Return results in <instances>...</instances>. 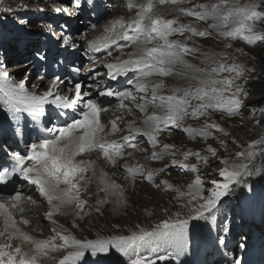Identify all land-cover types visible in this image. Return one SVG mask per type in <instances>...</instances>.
<instances>
[{
  "label": "snow or ice",
  "instance_id": "6c2138e0",
  "mask_svg": "<svg viewBox=\"0 0 264 264\" xmlns=\"http://www.w3.org/2000/svg\"><path fill=\"white\" fill-rule=\"evenodd\" d=\"M70 2L77 9L82 6V0ZM189 2L190 0H125L122 7L133 11V16L128 19L114 17L107 21L102 32L93 39H87L86 35L81 37L86 41V54L107 50L105 60L97 61L95 55H88L93 68L102 65L107 69L106 75L113 81L129 73L135 74L134 79L127 80V84L132 85L131 88H124L122 91L105 88L98 95L116 97L119 100L118 110L130 113L133 109H138L144 114L142 126H136L135 120H129L122 127L123 117L119 115L107 123L102 122V114L108 112V109L101 107L97 100L82 91V81L71 79L66 83L65 79L56 76L48 82L45 90L40 91L42 82L45 81V75L40 74L38 82L29 90L27 85L30 74H23L22 78L16 80L6 67L0 66V93L3 94V102L11 120L19 123L24 114H27L34 122L44 117V122L50 125L42 127L39 138L26 146L23 153H11L7 166L0 165V195L8 192L4 199H0V238L4 241L0 242V264H41L45 258L55 260V264H81L86 253L102 258L119 254L127 258V264H157L158 261L169 260L173 253L178 258L189 251L191 222H215V212L219 210L222 198L232 193L236 186L245 185L244 178L253 175L254 161L258 156L264 157V134L246 144L242 143L241 150L225 157L218 156L216 148L208 145L206 152L222 165L217 169L218 178L211 179L208 187L200 166L187 161L191 157L202 165H208L209 155L185 150L180 153L182 159H175L176 146L162 143L159 139L162 132L168 131L171 134L169 126L181 128L182 122L188 118H203V124L199 128L188 126L182 128V131L191 138L215 137L219 139L221 146L227 148L226 140L216 136V133H221L224 137H228L229 133L210 117L216 112L222 116L239 114L249 92L238 81L243 79L246 82L254 69L238 63L227 53L202 52L200 47L195 46V42L190 45L188 41L194 37H210L214 33L226 41H243L246 44L264 41V29L258 28V24H264V0H209L208 3L192 4L191 7L183 6ZM87 3L95 7L93 0H87ZM4 11L13 13L17 9L8 7ZM51 11L75 15L67 7L55 4ZM168 12L178 15L167 18ZM181 16L192 17L196 23H182ZM199 22H205L207 27H198ZM19 23L27 24L28 21L21 20ZM41 27L55 35L51 25ZM185 33H188L185 39L172 38L184 36ZM58 39L63 45L76 47L69 35H61ZM121 41L124 43H119ZM113 46L120 52L114 58L111 51ZM226 47L230 48L232 44L228 43ZM197 54L203 57L200 61L202 67L188 59H196ZM36 55L41 61L46 59L39 52ZM70 72L73 77H78L80 69L72 67ZM91 72V69L86 72L89 79L93 78ZM99 75L96 72V76ZM173 76L185 83L170 86L168 93H164V78ZM153 77L157 79H151ZM46 106H49L47 113ZM257 111L264 117V107L254 109L252 115L255 116ZM255 123L260 125L262 121L257 119ZM124 127L128 129L127 135L110 139L121 133ZM140 134L147 137V143L152 147L150 155L144 157L145 161L162 160L165 156H171L172 165L195 174L191 182L187 183L186 190L167 179L155 185L158 189L176 193L174 200L179 204L177 211L151 227L137 225L128 234H97L93 239L78 238L67 229L57 232L55 228L52 229L53 235L48 238L36 239L21 229L20 223L27 225L30 221L23 215L18 221L16 213L27 212L25 204H34L36 201L30 195L25 196L22 190L14 187L7 189L8 184H14V177L35 186L39 196L49 206L45 217L53 224L57 223L53 219L55 215L66 214L64 209H72L74 216L79 219L89 215L85 211L88 201L81 194L87 192L88 186L93 182L97 185L96 212H101V206L110 201L117 206L126 205L124 187L111 179L103 168L98 169L96 160L80 157L95 153L97 159L106 164L123 168L126 178L133 185L138 177L152 184L169 165L166 163L160 168H148L147 163L127 162L129 158H134L135 153L148 151L135 142ZM158 145L161 147L156 151ZM121 160L126 162L120 164ZM245 186L249 193L253 192L251 185ZM99 193L104 194L102 198ZM73 226L79 225L74 221ZM222 231L229 233L227 223ZM18 239L21 244L14 243ZM23 243L31 244V254L23 250ZM219 244H226L225 237L219 238ZM169 247L173 252H168ZM239 247L244 248L245 245L240 244ZM161 250L164 254H161ZM57 252H62L63 255L59 258L51 255ZM231 264L242 262L232 259Z\"/></svg>",
  "mask_w": 264,
  "mask_h": 264
},
{
  "label": "rangeland",
  "instance_id": "374dc122",
  "mask_svg": "<svg viewBox=\"0 0 264 264\" xmlns=\"http://www.w3.org/2000/svg\"><path fill=\"white\" fill-rule=\"evenodd\" d=\"M113 1L114 2H110L112 3V5L114 4L113 6H109L107 8L106 6H104V16L97 24H101L102 22L106 23L114 17L122 16L125 19L130 18V14H132L133 12H130L126 9L125 13H121L122 5L118 3L119 0ZM208 2L209 0H190L189 3H186L183 6L191 7L192 4ZM212 2H214V0H212ZM241 2H245V0H241ZM53 4L59 7L69 6V10H72L70 8V0H0V19L3 20L4 24L13 23L10 28L12 30L15 28L18 30L16 32L18 33L17 36L15 35V37L11 39L8 44L4 45V39L0 37V54L2 55L1 58L4 59V64L0 63V66L6 67L9 73L16 80L22 78L23 74H30V81L27 85L28 88L38 82L37 78L40 75V72L39 68L36 67V58L39 57L36 54L37 52L41 54L44 38L53 41L55 44H58V47L60 49L66 48L70 50L68 54H71V58L76 54V59L80 61L78 68L80 69L81 75H86V72L90 69L93 71V65L87 62L83 55V48L80 49V46H77V48L72 51L70 48H67L68 45H63L62 41H59L58 39V37H60L61 35H69L72 36L75 44L79 43L80 38L83 34L81 33L83 21L79 19L80 14L76 17V15L69 16L66 13L52 12L51 7ZM24 5H27V7H24ZM8 7L17 9V11L13 13L5 12L4 9ZM37 9H43V11H38ZM176 15L178 14L169 12L167 18H173ZM58 16L59 19L56 21V18H58ZM21 20L28 21V23L20 24L19 21ZM180 21L182 23H189L191 21H193L192 23H195V20L192 17L181 16ZM208 23H211V21H208ZM41 25H51L53 32H55V35H52L48 31L43 29ZM197 26L200 28H206L207 24L205 22H199ZM258 28L264 29V24H258ZM68 29L70 31H68ZM78 35L81 36H79V38H74V36ZM187 35L188 33H185L184 36L177 35L175 37L177 39H185ZM82 41L84 43V40H81V42ZM25 42L28 43L25 44ZM193 42H195V46L200 47L202 52L207 51L215 53H227L230 58L235 59L238 63H242L246 67L254 69V71L249 74L250 79H248L246 82L242 79L241 81H238V83H243L245 89L249 92V96L245 98L244 102L257 99L260 103L255 110L264 107V94L251 92L246 87V84L250 81L254 82L263 80L264 83V47H257L258 44L256 45V42L253 44H246L243 41H226L222 38H218L215 33L210 37H194L193 40L188 41L190 45L193 44ZM228 43H231L232 47H226V44ZM262 45L264 46V42L262 43ZM237 49H240V51H237ZM57 54H60L59 51H57ZM118 55H120V53L113 55V58ZM188 59L198 66H203L200 63L203 57L199 56V54H197L196 59H193L192 57H189ZM22 70H26V72ZM94 73L95 72H93V74ZM164 81L166 85V87L162 90L164 93H168L170 86L183 85L185 83V81L182 79L178 81L175 76L167 77L164 79ZM45 84L46 82H42L41 88H43ZM82 91L89 90H85L84 87ZM1 101L2 93H0V103ZM103 107L108 108L107 106ZM253 110L249 111L247 114L242 113L232 117H228L226 115L222 116L219 112L212 114L210 119L220 124L229 133L228 137H224L221 133H216V136H219L220 138L226 140L227 148L221 146L219 139H216L215 137H209L208 139H203L200 137L191 138L187 133L182 131V128L188 126L199 128L203 124V118L199 120L188 118L182 122L181 128L169 126L171 134H169L168 131L162 132L159 139L162 141V143H171L176 146V148L174 149V151L177 152L176 157H174L175 159H182L180 153L185 150L200 151L202 155H209L208 165H202L199 161L195 160V158L191 157L187 161V163H197L198 166H200L201 174L205 178V185L206 187H208L210 186L211 179L218 178L217 169L222 166L218 160L211 157V155L206 152L208 145L216 148L218 156L225 157L232 155L235 151L241 150L240 145L242 143L246 144L248 141L258 138L261 134H264V117H261L258 111L256 112V115L253 116ZM149 112H151V108L149 109ZM126 113L133 116H139L138 113L134 112L133 110L130 113L125 111V114ZM257 119L262 121L260 125H257L255 123ZM241 121H243V123H241ZM121 135L123 134H118L117 138H119ZM233 140H235V143H233ZM143 145L141 146V148L148 149V151L135 153L134 158H129L127 160L128 163H147L148 168H160L167 163L169 167L164 173L157 176L152 184H149V182L138 177L135 184L133 185L131 182H129L130 179L126 178L125 175L119 176L120 179L116 183L124 187L125 196L127 199L126 205H120L117 209V205L110 201L111 205L103 207V211L101 213L94 212L96 208L97 196L95 195V193L97 191V185L92 183L94 186H91V188L88 189V194H83V198L88 201V205L86 206L85 211L88 212L89 215L85 216L83 218V221L78 220L81 229L76 230V227H73L75 234L66 226L67 224L62 223L55 218L54 219L57 221V223L53 224L50 220L46 219V212L41 211V209L35 211L36 213L40 214L41 217L34 219L33 224L36 227L39 226L38 229L41 228V234H43V231H45L46 229L52 231V229L55 228L57 232H63L65 229H67L78 238L93 239L97 234H128L131 230H135L137 225L141 227H151L158 223L161 219L166 218V216L177 211L179 209V204L174 200V196L176 195V193L172 190L164 191L162 189H158L155 185L158 184L161 180L167 179L174 185H178L186 190L187 183L191 182L195 174L181 173L180 169L177 166L171 164V160L173 159V157L171 156H165L162 160L145 161L144 157L150 155L152 147L147 142L143 143ZM160 147L161 145H158L155 150L159 151ZM125 162L126 161L123 160V163ZM254 165L255 168L253 169V175L250 177H245V182L263 178L264 157L258 156L254 161ZM242 186L243 185L236 186V189L237 187L240 188ZM17 187L19 188V183ZM252 188L253 192L250 194H258V198L255 201V204L258 205L259 200H261L264 196V187L254 188L252 186ZM127 189L130 190L128 191ZM237 192L238 189L236 190V193ZM246 192H248L247 188H243V194L241 195H244ZM130 194L131 197L128 196ZM103 195V193H99L100 198H102ZM27 203H29V205H33V203L31 202ZM34 204L36 205V203ZM224 204H220L218 206L219 210L215 213H218L220 215V213H223V211L225 210L227 214H231V218L235 219L236 217H238V214H235V211L233 210V202H226ZM164 209H167L168 211L165 212ZM250 211L251 208L247 209V212H245V210H242V216H244L245 219L244 225H241L243 219L238 223H233V221H227L226 217H223L222 215H220L219 220H215V222L211 220H197V222L201 223H198L195 228H193V225H190L189 239L191 240L194 234H196L199 237L198 241H200L201 244H205V239H208V234L205 233V228L209 225L214 226V228L218 227L219 238L222 236L225 237L226 243L229 244L228 251L231 256L234 259L241 260L243 264V262H246V258L249 257L250 244L253 243V251L255 253V251L261 244L258 243V240L260 239V237L264 236L262 235L264 234L263 229L260 230L257 227H253V231H249V223L247 221V218ZM149 213H151V215H149ZM35 214L31 216L35 218ZM250 214L252 213L250 212ZM68 222L70 223V221ZM82 222H85V225H83ZM224 222H226L230 227V231L227 234L223 233L222 231L224 225L226 224ZM202 224L204 225V227L201 229ZM194 229L197 230L196 233L193 232ZM32 236L40 239L47 238L48 234H43L42 236L34 234ZM193 241H195V239ZM240 244H244L245 246L247 244V249L243 250V248H240ZM85 256L96 258L98 261L100 260L101 263L111 261L114 264H120L121 262L124 263V259L127 261L126 257L118 258L119 254L112 255L108 258L92 257L90 253H86ZM186 258L189 259L188 256Z\"/></svg>",
  "mask_w": 264,
  "mask_h": 264
},
{
  "label": "bare ground",
  "instance_id": "6f19581e",
  "mask_svg": "<svg viewBox=\"0 0 264 264\" xmlns=\"http://www.w3.org/2000/svg\"><path fill=\"white\" fill-rule=\"evenodd\" d=\"M102 1H104V0H102ZM110 2H114V1L113 0H106V5H105L106 8L109 7V6L111 7V6L114 5V4L112 5V3H110ZM124 2H125V0H119L118 1V3L121 4V5H123ZM64 7H67V6H64ZM166 7H170V6H166ZM67 8L69 9V6ZM70 11L73 12V13H75V10L74 9H72ZM125 12H126V8L121 7V13H125ZM95 15H96L95 16V19H92V18H85L83 13L80 14L79 19L81 21H83V23H82L83 24L82 25V32L81 33H83L82 36L86 35L87 36V39H93L95 36L99 35L102 32V30H103V26L106 24L105 22H102L101 24H97V21L98 20H101L103 18L102 12H98V13L95 12ZM133 15L134 14H132V16ZM58 19H59V16H58V18H56V21ZM191 22H193V21H191ZM12 25H13V23L7 24V27L10 28V26H12ZM92 25H95L96 27L93 28ZM69 29H68V31H70ZM79 36H81V35L74 36V38H79ZM172 38L173 39H177L175 36L172 37ZM81 40L82 39L80 38V41H79V43L76 44V47L75 48L70 47V46H68L67 48H70V49H72V51H74V49H76L77 46H80V47H83L84 48V51L86 52V48H87L86 41H84V43H83V41L81 42ZM59 41H61V40H59ZM119 43H124V42L121 41ZM54 45H55V48H54V51H55L56 46L58 44H54ZM127 50H130V49H127ZM111 51H112V53L116 54L117 53L116 46H113L112 49H111ZM105 52H107V50H103L102 49L101 52H98V53H94V54L93 53H87V58H88V55H95L97 57L98 55H102ZM65 53H67V52H65ZM74 57H75V59L73 58L71 60H69L68 58H65V60L63 61V64H59L58 65L57 70H56V74L54 73V69H53V62H55V61L54 60L49 61L47 63V66L45 67L44 70H42V73H41V74H44L45 75V81L44 82H46V84L44 85L43 88H40L39 90L40 91L45 90L47 88L48 82L51 79H54L58 74H61L60 77L62 79H65V82L66 83H68V81L71 80V79H76V80L82 81L83 82V85H85L84 82L86 81V78L83 75H81V73H79V76L78 77H73V74L70 72V69L72 67H76V65H75L76 64V57H77L76 54H75ZM105 59L106 58L104 57L101 60H105ZM62 66H65V69L63 70V72L61 71V67ZM100 66L101 65H99L98 67H100ZM104 78H106V76H104ZM134 78H135V74H133V73H129L127 76L118 77L117 80H115V81L111 80V78H109L107 76V79L109 80V82L107 83L106 86H104V88H100V89H99V87H97L95 85V83H96V80L95 79H93V78L92 79H89V81H93V82H88L89 85H87V86L90 87L91 91H89L87 93L91 96V98L97 100L98 103H100L101 107H103L104 105H106L108 107V108H106V109H108V112L102 114V122L107 123L108 120L114 118V116H116V115H119V116H122L123 117L122 127L129 120H135L136 121V126H142V120H143V116L144 115H143V113L139 112L138 109H133V111L134 112H137L139 116H133V115H130L128 113L125 114V111L118 110L117 109L116 102L119 101V100L116 97H108V96H99V98L95 97V95L99 91H103L105 88H112L114 90H121V91L124 90V88H131L132 85L127 84V80L128 79H134ZM151 79L155 80L157 78L156 77H153ZM176 79L178 81L180 80V78H178V77H176ZM70 86L71 85H69V87ZM63 87L64 86L62 85V88ZM29 89L32 90L31 87ZM111 98L114 99V100H112L113 102H105L106 99H111ZM126 103H129V102L126 101ZM48 110H49V106H46V113L48 112ZM6 114H7V106L5 105V115ZM44 120H45V118L44 117H41L40 118V121L37 120V121L34 122V121H32V119H31L30 116H28L27 114H24V117L19 121V123H17V122L12 121L11 120V117H6L5 116V125L8 126V127H12L15 135L18 136V138H21L22 141H25L26 140V142L29 141L28 132H29V130H32V133H33V136H34L35 142H36V140L39 138V135L41 133V128H42L41 127V124L44 123ZM25 130H27L26 131V134H24ZM121 133L127 135L128 134V129L126 127H124V129H123V131ZM118 134H120V133H117L115 136L110 137V139L117 138ZM31 138H33V137L31 136ZM135 142L141 148V146L144 143L143 136L141 134L140 135H137ZM12 151H15V150H12ZM126 151H132V149H126ZM80 158H82V159H93V160H96L97 161V168L98 169L99 168H103L106 172L109 173V176L111 177V179L115 180L116 182L120 179L119 176H123V175L126 176V173H125V171H124L123 168H119L118 169V168L112 167L111 165L106 164L102 160L97 159V154H95V153L91 154L90 156L87 155V154H85L84 156H82ZM119 163L120 164H123V160H121ZM113 174H115V175H113ZM88 175H91V173H89ZM18 181H19V187H20L18 190L24 191L25 196L30 195V196H32V199L36 201V205L35 204L29 205V203H26L25 204V207L28 209L27 212H25L23 214L16 213V216H17V220L18 221H19V218H20L21 215H23L26 219H28L30 221V223L27 224V225H25L23 223H20L19 226L21 227V229L23 231L29 233L30 235H34L35 234V235H38V236H42L43 234H48V236H47V238H48L49 236L53 235V232L52 231H49V229H46L45 231H43L44 233L41 234V230H40L41 228L38 229L39 226L36 227L33 224V220L34 219H37V218H40L41 217L40 214H38V213L35 212L36 210H40L41 209V211H45L46 213H47V211H49V206H48L47 202L45 200H43L42 197L39 196L38 192L36 191L35 186L28 185L27 182L23 181L20 178H19ZM129 182H131V181L129 180ZM93 183L96 184L95 182H93ZM91 186H94V185L93 184H90L88 186V189H90ZM127 190L129 191L130 189H127ZM87 192H88V190H87ZM87 192H84V193H87ZM84 193L81 194L82 195V198H83V194ZM128 196L131 197V194L128 195ZM108 205H111L110 202L104 204L103 206H101V212L103 211V207H105V206L107 207ZM118 207L119 206H117V209H118ZM63 211L66 213L65 215H59V214H57V215H55L53 217V219L55 218L56 220L61 221L62 223L67 224L66 226L75 234V232L73 230V227H74L73 226V222L75 221V224L79 225L78 220L83 221V219H79L78 217H75L72 209H70V208L69 209H64ZM94 212H96V211H94ZM101 212H99V213H101ZM33 214H35V218H33L31 216ZM68 221H70V223ZM82 224L85 225V222H82ZM79 229H81L80 228V225L78 227H76V230H79ZM0 230H2V224H0ZM262 235H264V234H262ZM34 238H36V237H34ZM40 239H46V238H40ZM260 239H261L262 242H264V236L260 237ZM0 242H4L3 241V238H0ZM14 243L15 244H21V241L18 239L16 241H14ZM247 246L248 245L246 244V246L243 248V250H246L247 249ZM22 247H23V250L25 252H27L29 254L32 253V246H31V244H29V243H23L22 244ZM51 255L55 256L56 258H59L61 255H63V253L62 252H57V253H53ZM100 263H101L100 260L98 261L96 258H90L89 256H85L84 260L81 262V264H100ZM41 264H55V260L50 259V258H45V259H43L41 261ZM101 264H105V263H101ZM106 264H112V262H107ZM157 264H165V261H158ZM166 264H175V263L173 261H171V259H169Z\"/></svg>",
  "mask_w": 264,
  "mask_h": 264
},
{
  "label": "trees",
  "instance_id": "16d2710c",
  "mask_svg": "<svg viewBox=\"0 0 264 264\" xmlns=\"http://www.w3.org/2000/svg\"><path fill=\"white\" fill-rule=\"evenodd\" d=\"M257 47H264L261 44H258ZM247 89H249L251 92H255L257 94H264V83H263V80H260V81H254V82H248L247 85H246ZM258 98V97H257ZM259 100H249L247 102H244V107H245V110L243 112V114H247L249 111H252L253 109H256L259 105Z\"/></svg>",
  "mask_w": 264,
  "mask_h": 264
}]
</instances>
